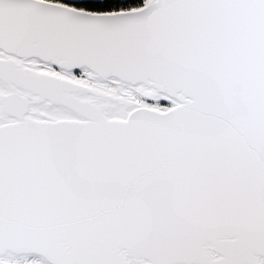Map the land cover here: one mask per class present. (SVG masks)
<instances>
[{"label": "snow or ice", "instance_id": "1", "mask_svg": "<svg viewBox=\"0 0 264 264\" xmlns=\"http://www.w3.org/2000/svg\"><path fill=\"white\" fill-rule=\"evenodd\" d=\"M0 264H264V0H0Z\"/></svg>", "mask_w": 264, "mask_h": 264}, {"label": "trees", "instance_id": "2", "mask_svg": "<svg viewBox=\"0 0 264 264\" xmlns=\"http://www.w3.org/2000/svg\"><path fill=\"white\" fill-rule=\"evenodd\" d=\"M64 2H69V0H64Z\"/></svg>", "mask_w": 264, "mask_h": 264}]
</instances>
